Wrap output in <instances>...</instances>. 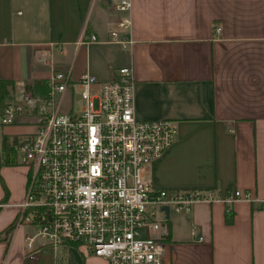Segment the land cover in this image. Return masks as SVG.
Returning a JSON list of instances; mask_svg holds the SVG:
<instances>
[{
	"label": "crops",
	"instance_id": "obj_1",
	"mask_svg": "<svg viewBox=\"0 0 264 264\" xmlns=\"http://www.w3.org/2000/svg\"><path fill=\"white\" fill-rule=\"evenodd\" d=\"M117 1L0 0V79L21 90L56 69L70 70L74 81L87 72L105 82L132 66L136 116L171 120L176 130L147 168L148 184L251 196L171 211L162 229L163 264H264V0H131L128 50L102 42L121 17ZM83 32L101 42L79 45ZM16 126L34 129L23 119L0 127ZM0 148L7 152L2 142ZM1 171L6 176L8 167ZM9 196L0 206V264H28L25 236L32 228L15 223L24 193ZM73 248L65 252L67 264H105Z\"/></svg>",
	"mask_w": 264,
	"mask_h": 264
},
{
	"label": "built area",
	"instance_id": "obj_2",
	"mask_svg": "<svg viewBox=\"0 0 264 264\" xmlns=\"http://www.w3.org/2000/svg\"><path fill=\"white\" fill-rule=\"evenodd\" d=\"M115 8L121 17L102 42L128 50L134 43L131 0H118ZM92 42L101 40L83 32L77 43ZM75 86L80 110L61 112V96ZM134 89L132 66L117 68L105 82L87 72L74 81L70 70L55 69L45 95L15 90L5 103L0 126L23 119L34 127L13 140L31 172L15 220L35 227L25 236L26 258L37 261L48 248L52 264H67L66 250L76 247L105 264H163V207L188 213L196 203L251 200L240 190L219 198L208 191L152 188L147 168L172 145L176 130L168 119L138 118Z\"/></svg>",
	"mask_w": 264,
	"mask_h": 264
},
{
	"label": "rangeland",
	"instance_id": "obj_3",
	"mask_svg": "<svg viewBox=\"0 0 264 264\" xmlns=\"http://www.w3.org/2000/svg\"><path fill=\"white\" fill-rule=\"evenodd\" d=\"M57 61L59 63H61V57H58ZM94 90V88H93ZM82 105V100L80 97V90L77 87H74V89L71 91H67L64 95L63 101L61 103V107L60 111L64 112L66 111L67 113L71 112L72 110L75 112H78L80 110V107ZM65 109L64 111L62 109ZM32 132L34 129H32L31 127H22V126H16V128L14 129H9L6 127L1 128L0 127V145L2 140L8 139L10 140L9 142H7V145L10 146L11 148V152H2L1 148H0V189H1V197H0V206L5 204L6 202L9 201L10 199V190L13 191L15 190L18 193H20L21 191H23L24 193V197L27 191V186L29 183V178H30V168L27 164H24L21 161V155L19 153H17L15 150H13V140L14 138L17 136L16 133L19 132ZM5 133L8 132L7 136L3 135L1 133ZM10 160L13 163L12 164H6L5 160ZM3 167H8V171H6V176L2 173V168ZM9 173V174H8ZM24 199V198H23ZM1 208V207H0ZM31 231H33V226H30ZM30 231V232H31ZM74 250H76L77 252H79V250L77 248H73ZM81 251V250H80ZM80 253V252H79Z\"/></svg>",
	"mask_w": 264,
	"mask_h": 264
},
{
	"label": "trees",
	"instance_id": "obj_4",
	"mask_svg": "<svg viewBox=\"0 0 264 264\" xmlns=\"http://www.w3.org/2000/svg\"><path fill=\"white\" fill-rule=\"evenodd\" d=\"M23 89L33 92L34 94L45 95L47 92V80L39 79L33 80L31 82H27L23 85ZM15 81L11 79H0V113L7 102V100L11 97V94L15 91ZM4 138L2 140L3 149H7V152L10 151V148L5 147ZM6 163L12 164V161L6 160ZM15 223L9 225L7 228V232L10 233L14 228ZM28 259V258H27ZM28 264H52V251L48 248L44 253L40 254L39 259L37 261L28 259Z\"/></svg>",
	"mask_w": 264,
	"mask_h": 264
},
{
	"label": "water",
	"instance_id": "obj_5",
	"mask_svg": "<svg viewBox=\"0 0 264 264\" xmlns=\"http://www.w3.org/2000/svg\"><path fill=\"white\" fill-rule=\"evenodd\" d=\"M163 210L165 211V215H166V218H168L169 217V209H168V207H163Z\"/></svg>",
	"mask_w": 264,
	"mask_h": 264
}]
</instances>
